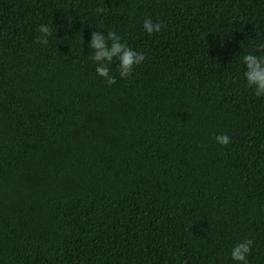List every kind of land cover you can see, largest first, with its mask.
<instances>
[{
  "label": "trees",
  "instance_id": "trees-1",
  "mask_svg": "<svg viewBox=\"0 0 264 264\" xmlns=\"http://www.w3.org/2000/svg\"><path fill=\"white\" fill-rule=\"evenodd\" d=\"M108 31L145 57L111 85ZM258 43L264 0H0V264H264Z\"/></svg>",
  "mask_w": 264,
  "mask_h": 264
},
{
  "label": "clouds",
  "instance_id": "clouds-1",
  "mask_svg": "<svg viewBox=\"0 0 264 264\" xmlns=\"http://www.w3.org/2000/svg\"><path fill=\"white\" fill-rule=\"evenodd\" d=\"M101 11V9H97ZM143 28L148 34L159 32L161 22L153 23L150 18L143 21ZM38 31L45 36L49 32V28L44 24L38 26ZM107 39L111 40L110 45H106V37L98 32L91 33L90 47L94 49L90 59L96 62L95 72L98 76L103 77L108 85L115 83V77L109 75L108 64L115 57L119 61V76L126 77L132 70L133 65L139 64L144 60V54L138 53L131 49L123 42L120 37L112 31H108ZM38 43H47L46 39L37 38ZM256 52H264V44L258 43L255 46ZM244 68V78L248 87L253 88V94L257 97L264 96V54H253L251 52L242 57ZM230 136L227 134H219L215 136V141L221 145L230 143ZM252 240L245 238L241 242L232 246L230 257L238 264H247V256L250 253Z\"/></svg>",
  "mask_w": 264,
  "mask_h": 264
}]
</instances>
